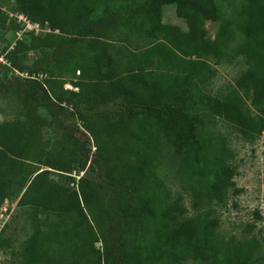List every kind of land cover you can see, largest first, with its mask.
Returning a JSON list of instances; mask_svg holds the SVG:
<instances>
[{
	"label": "trees",
	"instance_id": "trees-1",
	"mask_svg": "<svg viewBox=\"0 0 264 264\" xmlns=\"http://www.w3.org/2000/svg\"><path fill=\"white\" fill-rule=\"evenodd\" d=\"M170 3L186 29L162 24L161 7ZM10 14L51 32H24L3 48L18 76L0 82V94L15 96L21 116L0 123V207L17 200L22 237L5 224L0 250L15 252L20 264H264L253 236L211 239L214 207L225 206L234 186L230 151L211 120L243 136L264 132V0L241 7L235 54L247 68L236 91L219 97L204 89L214 75L206 60L226 55L222 39L231 32L206 37L201 24L219 18L213 0H0V36L24 28ZM133 35L156 43L132 50ZM25 54L34 56L30 69ZM164 157L182 181L210 180L190 186L191 215L180 197L157 210L139 194L147 168H162Z\"/></svg>",
	"mask_w": 264,
	"mask_h": 264
},
{
	"label": "rangeland",
	"instance_id": "rangeland-1",
	"mask_svg": "<svg viewBox=\"0 0 264 264\" xmlns=\"http://www.w3.org/2000/svg\"><path fill=\"white\" fill-rule=\"evenodd\" d=\"M218 9L219 18L215 21H205L201 24L207 38L213 40L218 35L224 34L227 29L231 35L224 37L226 40V55L220 60L208 59L206 63L214 71V75L204 86L206 93L215 97L227 95L232 91H236L235 81L246 70L247 65L243 58L236 56L235 48L238 46L243 37L238 30L241 23L239 15L242 5L246 0H213ZM176 3H170L161 7V19L164 26L176 25L182 29H186V23L183 19L175 16L174 9ZM17 15V14H13ZM48 27H42L40 34H43ZM31 32L28 29L21 30L20 33ZM51 32V31H50ZM6 36V37H5ZM4 37L0 36V82L3 84L14 83L17 79V73L13 71L7 61L2 57L4 46L7 44L10 48L17 40L15 33H7ZM130 37L129 47L133 49L146 48L149 44L156 43V40H150L143 35ZM135 37V38H134ZM20 38L23 39L22 35ZM162 40V39H160ZM163 42V40H162ZM133 46H137L133 48ZM181 59L198 60L194 57H183L182 54L174 50ZM22 64L25 69L33 67L34 56L25 54L21 57ZM203 61V60H200ZM66 89H73L71 85L66 84ZM75 90V89H73ZM242 96V93L239 92ZM244 108L252 116H256L257 112L250 106L249 101L244 99ZM41 115L46 116L43 109L39 110ZM20 106L18 100L13 94H0V123L3 121H12L20 118ZM65 122L76 127L75 136L94 152L91 138L82 130L80 122L71 116L65 118ZM212 129L215 133L224 136L228 150L230 151V164L234 170L233 184L231 191L227 195L225 206L214 207V212L219 218V227L211 233V239L216 241L220 238L227 239L234 236L238 239L255 237L261 244V252L264 253V132L260 135L243 136L238 133L232 126H229L220 118L211 120ZM54 131H49L48 136L53 137ZM162 168L149 166L146 170L144 184L140 188L141 197L149 200L151 205L161 210L173 199L180 197L183 205L191 215L192 205L195 199L191 195L190 186L198 189L204 188L209 178L201 177L199 174L190 175L183 181L173 174L169 168L167 158L164 157ZM171 168V166H170ZM240 190L234 194L233 190ZM17 200H6L0 207V230L5 224H10L13 235L22 237L19 232L21 217L16 215ZM17 224V225H16ZM253 224L255 228L247 233L249 225ZM16 225V226H15ZM21 258L10 249L0 250V264H20Z\"/></svg>",
	"mask_w": 264,
	"mask_h": 264
},
{
	"label": "built area",
	"instance_id": "built-area-1",
	"mask_svg": "<svg viewBox=\"0 0 264 264\" xmlns=\"http://www.w3.org/2000/svg\"><path fill=\"white\" fill-rule=\"evenodd\" d=\"M10 16L15 17L18 22H20L22 25H24L23 30L28 29L29 31L33 32L34 35L39 34L41 28L37 24L30 23L23 15H21V14H17V15L10 14ZM42 32L46 33V32H50V30L46 29V31H42ZM16 35H17V39H21L20 36L22 35V32L21 33L17 32ZM0 60H1V58H0ZM20 76L26 77V74L20 75ZM32 78H36V77L33 76ZM39 78H41V76H39Z\"/></svg>",
	"mask_w": 264,
	"mask_h": 264
}]
</instances>
